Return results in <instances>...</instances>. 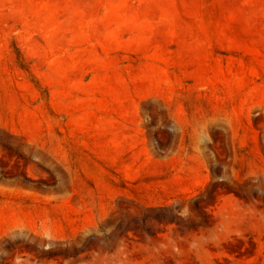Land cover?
I'll use <instances>...</instances> for the list:
<instances>
[{
    "label": "rangeland",
    "instance_id": "rangeland-1",
    "mask_svg": "<svg viewBox=\"0 0 264 264\" xmlns=\"http://www.w3.org/2000/svg\"><path fill=\"white\" fill-rule=\"evenodd\" d=\"M0 264H264V0H0Z\"/></svg>",
    "mask_w": 264,
    "mask_h": 264
}]
</instances>
